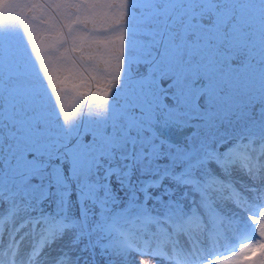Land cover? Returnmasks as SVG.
Returning <instances> with one entry per match:
<instances>
[{
    "label": "snow or ice",
    "instance_id": "snow-or-ice-1",
    "mask_svg": "<svg viewBox=\"0 0 264 264\" xmlns=\"http://www.w3.org/2000/svg\"><path fill=\"white\" fill-rule=\"evenodd\" d=\"M21 21L47 34L43 47L33 41L29 48ZM52 58L66 73L62 79L52 77ZM69 85L108 103L62 121L53 95L60 101ZM237 125L247 131L233 143ZM176 128L191 130L187 139L200 144L169 143L165 132ZM163 160L170 163H156ZM138 166L167 169L139 189L144 204L131 181ZM234 168L250 183L236 186ZM169 176L198 197L186 212L166 188L155 196L165 214L153 215L148 190ZM113 177L133 189L123 209L114 210ZM181 199L189 201V192ZM74 205L79 218L70 217ZM227 205L231 215L222 211ZM0 207V243L7 248L0 264H16L24 239L17 235L28 224L32 246L22 264H35L72 229L73 243L99 249L96 264H129L133 256L138 264H216L210 258L218 259V244L228 250L229 236L251 232L254 239L258 226L264 237V0H4ZM23 214L28 218L14 229ZM257 250L250 264H264V245L248 253L242 245L241 257ZM55 264H70V257Z\"/></svg>",
    "mask_w": 264,
    "mask_h": 264
},
{
    "label": "rangeland",
    "instance_id": "rangeland-1",
    "mask_svg": "<svg viewBox=\"0 0 264 264\" xmlns=\"http://www.w3.org/2000/svg\"><path fill=\"white\" fill-rule=\"evenodd\" d=\"M2 3V0H0ZM118 3L119 0H116ZM113 11H116L115 9ZM20 32L29 44V48L31 49L32 42L35 41L38 47H43L46 43V33H44L39 25H31L29 24L28 28H25L24 22H20ZM29 32H31V36H29ZM33 55L35 52L33 50ZM46 63L49 64V69L52 74L53 79L63 78L66 75L59 67V62L52 58L51 60L46 59ZM108 82V81H107ZM63 89V85H60ZM95 91V89H93ZM61 100H55V94L53 95V101L56 103L57 111L60 113V119L63 121L65 118L71 120L79 114L80 110L83 109L85 112L91 110L92 112L102 111L104 106L108 103V99L105 98L104 95L99 94L97 96H79L76 92L71 90V86L67 90H62L60 92ZM110 99V93H109ZM87 101V102H85ZM63 104V108H60V105ZM247 126L246 125H237L232 129L231 135L235 136L236 132L246 133ZM252 131L259 133V129H253ZM191 136V130L185 132L182 136H180L176 141H169V143H175L179 147L183 148L185 145H189L192 147H196L200 144L199 138H193L191 140L187 139V137ZM179 163V160L175 161ZM157 164H169L168 160L156 161ZM183 167V164H180V167L174 170V174L178 173ZM167 169L161 167L156 168L155 166H138V169L134 172L131 177L132 183L135 185L136 196L138 197L137 202L140 204H144V193L139 191L148 181L159 179L161 175ZM113 183V191L117 194L119 199V204L114 206V210L123 209L127 205L128 201L132 195V187L129 185L120 186L115 182L116 177L112 178ZM177 181L173 180L170 176L165 177L164 181H162L161 187L158 189L149 188L148 194L150 196V200L147 201L146 207H148L151 211L152 208H157L159 211L164 212L165 208L157 201H155V196L159 195L166 188L172 189V198L177 201V203L181 202V199L178 197L177 191L174 189L177 186ZM75 197V193H73V199ZM166 201L169 199L168 196L163 197ZM180 201V202H179ZM152 205V206H148ZM43 207V206H42ZM51 207H45L44 210L47 211ZM70 213L73 217L79 218V208L78 205H74L73 210H70ZM6 214V211L3 207H0V218H2ZM24 216H28L27 214H23L18 216L17 218H22ZM255 231V239L248 238L244 242L239 240L240 236H245L246 233L238 232L236 235L229 236L228 243H226V247L228 248L225 251V248H222L217 245L218 248V259L216 256L211 257L210 259L216 261V264H236L237 260H242V264H250V261L255 259V257L259 256L261 253L259 250L253 252L249 255H245L241 257L240 249L238 246H244V252L248 253V247L250 246L253 249H256L258 245H264V237H260L258 226H253ZM75 229L66 230L61 236L58 237V240L55 242L56 250L60 247L65 248L70 256V264H91V258L87 255L88 250L84 247V241L81 240L79 243H73L75 240ZM251 232L248 235H250ZM235 252V254H234ZM54 254V253H52ZM211 254V253H210ZM96 256L99 257V254L96 253ZM47 259V258H46ZM136 259V257H135ZM155 259V258H152ZM93 264V263H92Z\"/></svg>",
    "mask_w": 264,
    "mask_h": 264
},
{
    "label": "bare ground",
    "instance_id": "bare-ground-1",
    "mask_svg": "<svg viewBox=\"0 0 264 264\" xmlns=\"http://www.w3.org/2000/svg\"><path fill=\"white\" fill-rule=\"evenodd\" d=\"M232 142L235 143L236 141H232ZM175 190L177 191V193H178V197H179L180 199L183 197L185 191H188V192H189V194H190V199H189V201H187L186 199H181V201H182L181 203H183L185 211H186V212L189 211V210H190V207H191V205L189 204L190 201H191V198H192L193 196H197V197H198V194H194V193H192V186H190V185L178 184L177 186H175ZM188 202H189V203H188ZM152 209H153V211H152V214H153V215H163V214H162L157 208L154 207V208H152ZM226 209L230 212L229 215H231L232 212L235 211V209H232L231 206H226ZM222 211H224V208L222 209ZM239 216H240V218H241L242 221L244 220L246 224H249L250 221L247 220V215H246L244 212H240V213H239ZM248 236H252V234H250V235H248ZM248 236H240V237H239L240 242H241V241L244 242L246 239H248ZM50 246H51V249H52V250H53V249H56V246L53 245V243H52ZM240 247H241V246H238L239 249H240ZM46 249H47V248L45 247V250H46ZM59 252H61V251H59ZM134 257H135V256H133V258H134ZM132 263H133V264H138V262H137L136 259H134V260L132 261Z\"/></svg>",
    "mask_w": 264,
    "mask_h": 264
},
{
    "label": "water",
    "instance_id": "water-1",
    "mask_svg": "<svg viewBox=\"0 0 264 264\" xmlns=\"http://www.w3.org/2000/svg\"><path fill=\"white\" fill-rule=\"evenodd\" d=\"M165 134H167L168 138L172 139V137H175L177 135V131L173 130H167L165 132Z\"/></svg>",
    "mask_w": 264,
    "mask_h": 264
}]
</instances>
